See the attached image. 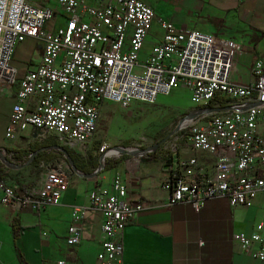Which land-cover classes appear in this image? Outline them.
<instances>
[{
  "label": "built area",
  "instance_id": "1",
  "mask_svg": "<svg viewBox=\"0 0 264 264\" xmlns=\"http://www.w3.org/2000/svg\"><path fill=\"white\" fill-rule=\"evenodd\" d=\"M51 1L0 0V83L16 84L18 70L12 61L17 46L28 38L44 45L40 60L27 65L19 82L6 127L7 138L16 140L28 135L33 142L44 144L58 140L63 147L86 156L106 102L125 109L135 102L155 104L161 95L184 84L190 88L197 107L181 120L170 148L158 150L153 146L150 152L165 159L170 153L180 155L188 144L194 151L209 154L215 163L208 167L197 155L180 157L169 179L170 206L186 203L200 211L206 202L218 198L227 199L234 208L251 207L256 198L264 196L261 61L255 65L257 81L239 84L231 76L238 49L234 40L177 28L160 18L157 22L162 39L143 60L141 52L156 18L153 8L143 0H97L98 5L86 0H55L54 7L46 5ZM59 14H64L65 26L57 27ZM49 22H54L52 28ZM219 98L228 100L226 106L221 107L220 102L211 106ZM191 114L196 116L190 118ZM57 146L47 149L58 150ZM105 150L110 154L108 143L102 144L98 152ZM47 166L44 161L40 163L39 167L46 168L45 180L32 193L11 185L0 174V208L7 206L20 212L59 204L70 187L73 170L69 166L67 173ZM128 193L120 173L113 178L111 189L96 185L90 192V209L104 216L102 252L95 264L124 262L125 229L143 209L142 202L129 199ZM86 208L73 207L76 224L69 227L70 245L83 238L80 223ZM263 229L264 225L259 224L251 235L239 232L233 238L244 252L264 259ZM256 244L260 246L253 251Z\"/></svg>",
  "mask_w": 264,
  "mask_h": 264
},
{
  "label": "crops",
  "instance_id": "2",
  "mask_svg": "<svg viewBox=\"0 0 264 264\" xmlns=\"http://www.w3.org/2000/svg\"><path fill=\"white\" fill-rule=\"evenodd\" d=\"M86 1L99 4L97 0ZM143 1L152 7L156 14L152 31L141 52L143 60L151 53L154 44L162 39L163 31L157 22V18H160L173 23L177 28H192L234 40L238 49L234 54L232 79L242 85L257 81L254 75L255 65L258 61L264 64V0ZM46 5L54 7L56 1L52 0ZM57 20H62L61 27L65 26L64 14H59ZM28 41L36 42L28 38L19 46ZM26 68L25 64L22 71L16 68L18 78L15 85L0 83V148L5 155L8 153L7 148L30 154L34 147L30 150L12 148L13 143L30 145L33 141L28 135L16 140L6 137L11 109L16 102L19 82ZM111 104L114 103L104 104L101 116ZM96 141L95 136L90 146L93 154L98 152L103 144H95ZM150 149H144L143 154L120 152L116 158L110 156L104 163L107 165L111 162V168L108 171L102 169L93 176H81L72 169L70 187L63 194L59 204L40 210L25 208L20 212L1 206L0 249L6 247L2 240L4 235L12 251L9 258L2 256L0 264H43L44 261L60 259L66 260L67 264H95L102 252L100 240L104 216L101 212L90 209V192L96 185L111 189L113 178L118 173L128 186V198L138 199L143 204V209L137 212L136 219L125 229L123 264H264V259L244 252L233 238L234 234L239 232L251 235L259 224L264 225V196L256 198L251 207L234 208L227 199L218 198L206 202L200 211L186 203L170 206L169 179L172 168L176 167L180 157L197 155L204 166L208 167H212L215 160L209 154L192 150L188 144L182 148L180 155L169 154L165 159L151 153ZM46 150L52 152L47 148ZM9 156L12 157V154ZM58 158L46 162L47 167H55L68 173L70 165L65 161V166ZM19 162L22 164V161ZM39 165L40 163L38 167ZM8 166L3 162L0 174L11 185L29 191H37L42 187L46 168L39 167L43 172L40 186L31 189L27 178L32 173L25 172V180L18 181L13 178L14 173L18 172ZM75 206L87 208L80 223L83 238L78 244L70 245L67 239L70 236L69 227L73 223L76 224L73 215ZM15 223L20 226L16 239L13 227ZM261 234L264 237V229ZM60 237H66V243H58ZM259 246H253V251ZM63 249L67 253H64Z\"/></svg>",
  "mask_w": 264,
  "mask_h": 264
},
{
  "label": "rangeland",
  "instance_id": "3",
  "mask_svg": "<svg viewBox=\"0 0 264 264\" xmlns=\"http://www.w3.org/2000/svg\"><path fill=\"white\" fill-rule=\"evenodd\" d=\"M58 27H61L62 20H57ZM48 27L52 28L54 22L47 23ZM43 43L41 41L31 42L28 41L23 44V46H18L15 52V58L13 65L19 71L23 70V66H27L30 62L35 64L39 61L43 54ZM192 93L190 88L184 84H180L177 88H173L172 92L168 95H161L157 98L155 104H144L141 102H135L129 109L116 104L108 105L105 111L102 113L99 126L96 131L97 143H108L110 153L112 158H116L120 154L121 147H124V143L129 142L128 147H138L142 150L146 148H152L156 146L158 150L162 148H170L173 144V136L175 131H177L181 120L188 115L193 109L197 107V104L192 102ZM53 142H58L60 147V141L53 140ZM39 144L38 141L32 142L30 145L22 144H12L14 149H24L30 150L32 146ZM118 147V149H117ZM124 147V148H128ZM95 149V148H94ZM117 149V150H116ZM90 151L83 158H88L90 156ZM104 152H98V156L95 157L94 161L99 160ZM113 152H115L113 154ZM75 153V152H74ZM30 154L27 153L26 156L31 158ZM77 154V153H76ZM118 154V155H116ZM4 152L0 151V160L3 161ZM81 155V154H80ZM123 157V155H122ZM9 162H4V165H9L8 168L14 170L18 173H14L13 178L18 181H24L25 172L30 171L32 174L28 176L29 188H37L40 186V180L42 179V169L38 167V163L31 164L30 166H19L20 162L13 159L11 156L8 157ZM81 158V157H79ZM60 162L66 166L67 163L63 161L60 157L58 158ZM80 160H83L82 158ZM70 169V168H69ZM72 169V168H71ZM27 193H32L36 191H29L20 187ZM2 240L5 243L4 249H0V259L4 257H10V251L12 249L8 245V241ZM66 237H60L58 243H66ZM64 253H67L63 249Z\"/></svg>",
  "mask_w": 264,
  "mask_h": 264
},
{
  "label": "trees",
  "instance_id": "4",
  "mask_svg": "<svg viewBox=\"0 0 264 264\" xmlns=\"http://www.w3.org/2000/svg\"><path fill=\"white\" fill-rule=\"evenodd\" d=\"M227 101L225 98H219L216 100H213L211 102V106L215 105L217 102H220L221 107H225L227 104ZM124 147H128L129 142L124 143ZM59 145L58 142H48L46 144H37L31 149V158H25L26 154L23 153L21 150H12L11 148H7V155L6 158L9 160V154H12V158L16 159L18 161H22V164L20 165H30L34 163H41L49 162L53 159H56L60 157L62 160L66 161L71 168L75 167L79 172L84 173L86 176H92L99 173L100 170H109L112 166V163H108L107 165L105 163H102L100 161H94L95 157L97 155L90 152V156L88 158H83L82 155L74 153L73 150L69 149L68 147L64 146L61 149L58 148L55 152H49L46 150L49 146H57ZM172 153H170L171 156ZM81 157L83 160H80ZM25 158V160H24ZM108 160V159H107ZM3 165V162L0 160V167ZM14 232H15V239L18 238V231L20 229V226L18 223L14 224Z\"/></svg>",
  "mask_w": 264,
  "mask_h": 264
},
{
  "label": "water",
  "instance_id": "5",
  "mask_svg": "<svg viewBox=\"0 0 264 264\" xmlns=\"http://www.w3.org/2000/svg\"><path fill=\"white\" fill-rule=\"evenodd\" d=\"M228 108H223V109H221V108H217V109H215L216 111H225V110H227ZM194 116H196L195 114H191V115H189V117L190 118H193ZM186 119V118H185ZM183 121V120H182ZM182 121H181V123H182ZM57 147H59L60 149L62 148V147H60V146H57ZM118 149V148H117ZM116 149V150H117ZM120 149V151L121 152H124V153H129V152H133V153H142L144 150H140V148H134V147H128V148H124V147H122V148H119ZM0 151H2V149L0 148ZM112 153H110V154H108L107 152H105L104 154H102L101 155V157H100V162L102 163V165H103V163L105 162V161H107V159L109 158V156L111 155ZM4 162H11L10 160H8L7 158H6V155H4V157H3V159H2ZM72 169H74L75 170V172L76 173H78V174H80L81 176H86L84 173H81V172H79L77 169H75V167H72ZM93 176V175H92Z\"/></svg>",
  "mask_w": 264,
  "mask_h": 264
},
{
  "label": "bare ground",
  "instance_id": "6",
  "mask_svg": "<svg viewBox=\"0 0 264 264\" xmlns=\"http://www.w3.org/2000/svg\"><path fill=\"white\" fill-rule=\"evenodd\" d=\"M188 122H190V121L188 120L186 123H188ZM186 123H185V124H186Z\"/></svg>",
  "mask_w": 264,
  "mask_h": 264
}]
</instances>
